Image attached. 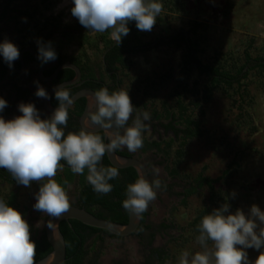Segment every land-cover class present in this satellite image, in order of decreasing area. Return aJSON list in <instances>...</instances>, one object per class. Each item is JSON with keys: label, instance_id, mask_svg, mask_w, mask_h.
I'll list each match as a JSON object with an SVG mask.
<instances>
[{"label": "rangeland", "instance_id": "374dc122", "mask_svg": "<svg viewBox=\"0 0 264 264\" xmlns=\"http://www.w3.org/2000/svg\"><path fill=\"white\" fill-rule=\"evenodd\" d=\"M7 1L0 0V15L4 13ZM159 2L162 3V0ZM184 2L188 11H180L175 6L171 11L162 3L163 10L157 17L156 27L151 31L139 30L142 41H154L173 31L185 30L190 37L198 38L202 43L199 57L206 64L219 62L227 67L233 65L234 61L242 64L245 50L254 59L264 57V0ZM72 7V0H14L0 22V32L8 40L30 46L51 31V47L62 58L69 61L76 58L89 63L96 75L109 82L103 66L105 32L74 30L79 21L72 16ZM199 9L204 11L198 12ZM57 23L61 24L60 28L54 27ZM198 23L204 26H200L197 30L199 34L195 37L191 31ZM132 24L136 27L134 21ZM108 38L111 39L110 35ZM130 44L135 45L136 42ZM185 52V48L177 50L161 46L132 54L128 56L132 60L129 68L117 72L122 89L128 91L136 107L133 116L146 111L151 117L145 121L148 128L144 133L143 147L135 153L127 148L123 150L146 163L152 181L159 179L162 187L148 206L147 225L141 233L122 239L109 236H105L104 240H98L97 236L90 238L86 245L89 251L86 264H160L159 259H153L156 251L178 258L185 250L190 254L203 251L190 225L198 211L208 204L209 191L207 187L199 189L188 199L187 205L183 204V194L195 185L197 176L203 174L217 179L224 175L234 160L238 165L231 169V179L226 180L227 188L223 186L225 192L231 188L235 195L227 203L229 212L235 213L240 209L247 214L254 204L264 211V72L253 71L246 80L247 88L240 94L230 96L223 87H218L211 101L201 102L198 108L192 106L189 114L199 123L202 134L183 145L182 139L176 138L174 132L168 130L170 119L166 117L163 105L183 89L180 78ZM167 72H172L173 78L163 85L160 77ZM196 78H190L191 84ZM202 79L203 85L207 81L205 77ZM14 82L20 81L8 76L5 83L0 85V98L10 103L15 102L11 99ZM184 96L188 102L197 99L191 93ZM18 106L14 103L8 120L22 115ZM174 126L184 128L177 123ZM152 142L162 143V150L148 149V144ZM180 151L184 152V156L179 173L174 176L172 171ZM37 184L16 188L0 182V199L10 191L17 193L18 211L30 226V239L39 237L45 231L49 217L33 207ZM79 189L77 182L69 186L67 194L70 205L77 203ZM208 246L211 248L212 242ZM245 251L251 264L264 251V247Z\"/></svg>", "mask_w": 264, "mask_h": 264}, {"label": "clouds", "instance_id": "9594fccd", "mask_svg": "<svg viewBox=\"0 0 264 264\" xmlns=\"http://www.w3.org/2000/svg\"><path fill=\"white\" fill-rule=\"evenodd\" d=\"M71 14L86 29L96 33L111 30L110 38L119 45L129 34V22L138 30L151 31L163 10L159 0H72ZM0 55L11 68L19 58L18 47L5 39L0 43ZM56 51L51 43L38 41V59L42 64L54 61ZM35 95L48 99L47 91L37 82ZM58 107L48 119H41L32 103H20L22 115L5 120L0 116V168L7 170L17 183L30 186L40 184L35 195L34 209L59 219L70 209V199L61 183L54 179L67 163L73 174H84L93 190L107 195L112 191L110 180L119 176L117 167H105L106 153L127 148L135 153L143 147L144 133L150 120L148 112L136 113L128 91L100 88L93 94L85 126L78 132H68V108L74 97L65 85L54 90ZM7 101L0 98V112ZM131 121V124H129ZM99 128L100 130H97ZM104 133L101 136L100 132ZM107 137L108 143L104 142ZM68 184L67 180L63 181ZM159 179L149 182L141 175L127 185L123 207L137 216L144 213L161 189ZM50 229L55 228L52 220ZM197 242L203 251L190 254L183 251L178 264H250L245 249L264 247V211L252 205L249 213L237 209L229 212L225 203L205 215L198 225ZM212 242L209 248L208 242ZM36 244L30 239V226L22 214L0 199V264H35ZM251 264H264V251Z\"/></svg>", "mask_w": 264, "mask_h": 264}, {"label": "trees", "instance_id": "16d2710c", "mask_svg": "<svg viewBox=\"0 0 264 264\" xmlns=\"http://www.w3.org/2000/svg\"><path fill=\"white\" fill-rule=\"evenodd\" d=\"M14 0H8L6 9L2 15H0V22L3 21L8 8ZM185 0H162L164 7L170 9L171 11L175 8H178L180 11H188L187 5L184 2ZM230 6V3H228ZM204 11V9H199L198 12ZM202 23L194 25L192 33L194 36H198V29ZM56 28H60L61 24L57 23L54 25ZM129 34L122 37V42L117 45L113 40L109 39L111 30L105 31V43H106V63L109 66V70H125L129 68L130 55H135L139 52H147L150 49H157L161 46L172 47L177 50L185 48V55L183 56V65H182V77L180 78V85L183 86L182 91L175 92L176 94L171 100L164 103V111L166 117L170 119V123L167 126L168 130H172L176 138L182 139V144L184 145L189 139H194L202 134V130L197 121L193 119L190 113V109L193 107L198 108L201 106V102L208 103L213 98L214 90L218 87H223L224 90L231 96L240 94L246 87V80L249 78L250 74L257 70L264 72V57L254 59L248 50H245L243 56V63L238 64L237 61H234L233 65L227 67L217 62L216 64H206L199 57L202 43L198 38H192L189 36V32L185 30L173 31L166 37H157L156 40L150 42H143L140 37L139 30L135 27L132 22L129 24ZM156 26L153 27V29ZM74 30L81 29L87 30L80 23L74 28ZM52 32L50 31L44 37L39 40L44 44L50 42L52 38ZM134 35V37H130ZM132 38V39H131ZM135 41V45H131L130 42ZM32 42V41H31ZM31 47H37L36 44L30 45ZM32 58V57H31ZM33 61L35 59L32 58ZM65 61L64 58L61 59V63ZM72 63L79 66L84 74L85 78L95 79L97 77L95 69L89 65V63L82 62L81 59L73 58L70 60ZM104 66V64H103ZM64 78L62 80L72 79L75 76L74 71L67 70L64 71ZM118 74V73H117ZM196 74V75H195ZM5 75L0 77V81L4 78ZM193 76L197 77L193 80L192 84L190 78ZM206 78L207 82L201 84L202 78ZM173 78L172 72H167L160 77V82L164 85L165 82L168 83L169 80ZM186 81V83L184 82ZM190 82V83H189ZM247 91V89H246ZM188 93L194 94L197 98L196 100H191L188 102L187 98L184 96ZM248 93V92H247ZM193 96V97H194ZM59 101L54 102V106L58 107ZM84 110V106H77L75 114L80 116ZM7 112V111H6ZM174 123L183 125V129H177L174 126ZM102 133V132H101ZM104 134V133H102ZM170 146V144H168ZM148 149H158L162 150V143L152 142L148 144ZM147 151V149L145 150ZM184 152H178V161H176V167L172 171V175L176 176L179 173V166L182 163V157ZM63 163L67 164L63 161ZM62 163V164H63ZM236 160L232 162L229 168L224 172V175L217 179H212L205 177L203 174H200L194 179L195 185H192L184 194L183 204L187 205L188 199L196 194L199 189L207 187L209 191L208 204L205 205L202 209L198 211L195 219L191 223L190 227L194 232L195 239L199 235L198 225L200 224L202 218L205 215L210 214L213 210L221 208L225 203H228L229 200H233L235 195L232 192L231 188H228L225 192L224 188L226 187V180L231 176V169L233 166H237ZM122 176H126L129 171V180L127 183H124L121 179V176L112 179L109 183L113 186L112 194H99L93 190L91 184L87 181V169H85L84 174H73L70 167H63V170H58L56 176L54 177L57 182L61 183L65 188L66 192L68 186L73 184L77 179L79 184V196H78V206L84 208L87 211L93 213L101 219H106L118 224L126 225L129 222L130 213L126 211L123 207V201L127 198L126 191L127 185L134 183L138 178V174L135 169L130 168L129 170H118ZM0 180L2 183H6L10 186L16 185L17 181L11 176V174L0 168ZM67 180L68 184L64 185L63 181ZM35 184V182H33ZM220 184L219 187L217 185ZM223 186H225L223 188ZM37 190H39L40 184H37ZM227 188V187H226ZM18 195L15 191H10L3 200L8 203L11 207L16 210L19 209ZM118 199V201H116ZM41 213V212H40ZM142 217V225L145 226L149 213L145 211ZM61 231L64 235L67 255L66 261L64 264H86L87 258L89 256V251L86 248L87 242L90 238L97 236L98 240H104V237L109 235L113 239H121L114 235H111L108 231L92 228L84 225L83 223L77 220L64 221L60 225ZM36 244V255L34 257L35 263L41 261L42 259L48 257L53 252V247L50 245L46 233L40 238L36 237L31 239ZM211 244V241L208 242ZM155 254H158L156 258ZM153 255V259H159L160 264H178V257L171 256L164 253H159L156 251ZM120 264V263H118Z\"/></svg>", "mask_w": 264, "mask_h": 264}, {"label": "flooded vegetation", "instance_id": "af4514ba", "mask_svg": "<svg viewBox=\"0 0 264 264\" xmlns=\"http://www.w3.org/2000/svg\"><path fill=\"white\" fill-rule=\"evenodd\" d=\"M5 39H7V37L3 36L0 32V43H2ZM9 41L13 42L18 47L20 55H19V58L13 62L12 66L15 69L8 67L6 65V62L3 59V56L0 55V77L2 75H5L4 78L0 81V85L5 83L8 76H10L11 79H19L20 82H14V85L12 87L14 89V92H13V97L11 99H13L15 101L14 103H17L18 105L20 103H32L35 105V107L39 111L41 119L50 118L52 115V112H50L46 109L45 104H44V98H40V97H37L35 95V93L37 91V87H38L37 82H38L39 86H42L48 92L52 87H54L56 85H60V84H63L65 82H69V81L74 80L76 78V72L74 70L68 69V68L61 70L59 72V74L57 75L55 80H53V81L47 80V79H50L51 77H53L56 70L58 68H60L62 65L66 64V63H72V62L69 60H65L63 63H61L62 56L56 51V53H57L56 62L53 63V61H49L48 63L42 64L41 60H37L28 51L29 49H31L38 55V46L37 47H31L29 45H21L18 42H16L15 40H9ZM31 57L33 59H35V61H33ZM53 64H54V66H52ZM72 64H74V63H72ZM103 64H104V69H105V71L108 74V77L110 79L109 82L105 81L104 79H102L98 75L95 79L85 78L81 68L78 66L82 72V78L78 82V84L71 86V87H67L70 90L71 94L74 96L75 94H77L83 90H92V91L96 92L97 90H99L102 87L107 88L110 93L112 91L121 90L122 89V83H121L120 76L117 74V72L115 70H109V66L106 63V52L103 56ZM41 70H44L43 71V78L40 76ZM67 70L74 71L75 76L72 79L62 80L64 78L63 73H64V71H67ZM57 101L58 100L55 98V94H54L52 97V100H51V104L54 108H57L54 106V102H57ZM14 103H10L8 101L7 107L2 112H0V116H2L5 120H8V118H10L11 110H12ZM87 103H88L87 98H81L76 102V104L71 109L68 110L69 119H68L67 128L65 129V134H67L68 132L78 133L82 129L80 119H81V116L83 115V113L85 111ZM77 106H84V110L80 116H77L75 114ZM99 134L101 136H104V134H102L101 132ZM104 142L107 143L106 137L104 138ZM117 152H118V154L123 155V156L135 157L132 153H129L128 151L123 150V149L117 150ZM61 163H63V161H61ZM102 164L105 167H114L110 163V161L107 157V154H105V156L102 160ZM63 165L65 167H69L65 163H63ZM127 169L129 170L130 168H127ZM127 169H118V170H127ZM119 175L121 176V179L124 183L128 182L129 176H127V175H129V171L126 174V176H124V175L122 176L121 173H119ZM150 176H151V173H150ZM78 181L79 180L77 179L75 182L78 183ZM151 181H152V179H151ZM0 182H1V180H0ZM21 186H22L21 184L16 183V185H14L13 187L19 188ZM69 186H68V188H69ZM110 194H112V193H110ZM116 201H118V199H116ZM74 205H78V200H77V203H75ZM147 221H148V218H147ZM146 225H147V222H146L145 226ZM145 226L144 227L141 226L139 232L137 234H135L134 236L139 235L141 233V230L144 229ZM44 233H46V231H44L38 238L43 236ZM107 236H109V235H107ZM131 237H133V236H131ZM109 238H111V237L109 236ZM155 256H156V258H158V254H155Z\"/></svg>", "mask_w": 264, "mask_h": 264}, {"label": "water", "instance_id": "95a60500", "mask_svg": "<svg viewBox=\"0 0 264 264\" xmlns=\"http://www.w3.org/2000/svg\"><path fill=\"white\" fill-rule=\"evenodd\" d=\"M37 60L38 55L31 49L28 50ZM56 62V59L53 61V63ZM6 65L9 67L8 63L6 62ZM54 66V64L52 65ZM51 66V67H52ZM12 69H15L13 66L11 67ZM72 69L76 72V78L72 81L65 82L63 85L66 87H71L76 84L81 80L82 78V72L78 66L72 63H66L62 65L60 68H58L54 74L53 77L50 79H47L48 81H53L56 79L57 75L59 72L63 69ZM43 71H40V76L43 78ZM62 85V84H60ZM56 85L52 87L47 93L49 98L44 99V104L45 107L48 111L54 112L56 108H54L51 104V100L53 95L55 94V89L57 88ZM95 92L92 90H83L80 91L79 93L75 94L74 97V103L68 108L71 109L76 102L81 99V98H87L88 103L85 108V111L83 115L81 116L80 123L82 125V128L85 126V120L88 117L90 107L93 103V94ZM97 130H100L97 128ZM102 132V131H101ZM103 133V132H102ZM107 139V137H106ZM107 139V143H108ZM107 157L110 161V163L114 166L117 167L118 169H127V168H133L136 170L138 176L140 177L143 175L149 182H151V176H150V171L147 165L140 159L132 156H123L118 154L117 151H114L112 153H106ZM142 217L143 214L137 216L135 214L130 213L129 215V222L126 225L118 224L106 219H101L94 215L93 213L87 211L84 208H80L75 205H70V209L68 212L62 215L61 218L59 219H54L52 217H48L47 223H46V236L47 239L50 243V245L53 247V252L46 258L42 259L41 261L35 263V264H64L66 261V255H67V247H66V242L64 235L61 231L60 225L64 221H69V220H77L81 223H83L86 226L92 227V228H97L101 230L108 231L111 235H114L119 238H127L134 236L137 234L141 228L142 225ZM52 220V222L55 224V228L52 230L48 227V221Z\"/></svg>", "mask_w": 264, "mask_h": 264}]
</instances>
